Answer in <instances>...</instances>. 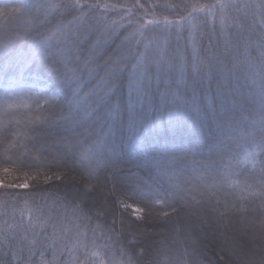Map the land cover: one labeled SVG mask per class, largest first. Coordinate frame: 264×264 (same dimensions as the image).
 <instances>
[{"label": "trees", "instance_id": "obj_1", "mask_svg": "<svg viewBox=\"0 0 264 264\" xmlns=\"http://www.w3.org/2000/svg\"><path fill=\"white\" fill-rule=\"evenodd\" d=\"M45 2L46 0H0V46H2L0 51L5 47L17 46L20 33H27L32 29V25L28 23L31 16H40L41 20L43 19L42 14L45 9L35 6ZM53 2H59V0H53ZM259 2L260 0H138V3L143 5L141 8L131 7L137 4V0H81L84 4L99 3L100 5H118V7L85 9L92 23L100 22L99 30L90 38L88 34H85L82 41L83 48L79 52L80 59L77 61L79 70L75 72V83L72 87L57 88L55 93H47L44 91L43 83L29 82L23 88H17L18 95L14 94L9 102L26 104L30 107L6 109L0 104V181L10 185L23 183L27 178L30 184L27 189L0 187V213H5L0 215V223L7 220L9 224H18L23 220L24 225L27 226L30 222L29 213L31 212L33 217L38 215L36 209L39 206L45 216L50 212L54 218L63 220L72 228L79 226L80 231L87 234V237L82 239L89 245V253H100L104 264H121V262L128 264L129 259L136 264H140L143 259H152L158 264H240L241 260L250 259L255 264H260L264 260V195L259 194V185L255 183L259 176L258 169H254L251 163L239 164V169L225 168L224 165L227 164L219 163L220 167H213V171H210L193 163V161H215L218 156L226 155L238 156L242 159L245 144L240 143L242 146L237 144L238 148L234 147L235 143L228 138L232 136L234 139V133L228 129H225L224 135L220 137L225 143L216 144L214 151L210 152L209 147L205 146L203 133L185 130L172 132L166 128L167 118L165 117L154 132L146 131L145 135L153 146L159 145L161 149L165 145L190 149L191 155L187 157V165L176 169L170 168L167 174H158L155 169L140 167L134 168L132 171L135 174L131 175L127 174L126 168L125 173L122 174V183L125 185L123 188L119 183L113 188L112 172H105L98 167V161L104 160L101 154L103 150L91 155L87 154L88 149H96L92 147L90 139L82 137L78 147L74 149L75 160L69 158L64 163L67 167L75 168L72 175L96 169L94 175L102 177L101 191L104 197H107L108 203L105 205L106 214L102 213L99 218L95 215L96 209H92L90 214L89 210L82 205L77 208L71 197H65L63 190L56 191V186L61 185L60 180L49 181L51 188L49 185H44L43 187L51 194L46 199H40L37 196L35 203L28 200L27 207L25 206L26 196L20 198L12 195L31 193L33 191L32 177L36 169L39 167L40 171L44 172L48 169L42 166L57 163L55 158L62 155L64 138L69 136L60 116L61 111L66 113L70 103L77 97L83 99L93 92H100L102 79L109 70L111 62L119 61L127 52L129 44L123 42L124 37L137 29L148 38L155 36L161 44L166 42L169 52L176 49L184 50L185 56L190 59L193 47L190 24L197 25L194 33L197 47L201 46L202 40V46L206 48L209 45V35H212L213 40L220 35L221 17L233 24L239 20L244 25L243 36L248 37L252 42L250 55L246 57L243 54L244 41L241 39L239 52L235 49L232 52L237 57L235 64L229 59L220 73L222 82L227 84L225 78L232 81V92L229 96L231 97L234 93L239 103H232L231 98L225 102L218 97L215 94V82L202 102L217 108L220 115L243 124L250 123L253 119L259 120L261 108L264 107L261 103L259 75L264 72V69L261 68L258 52L255 50L259 41L258 25L261 21L259 15L261 10L255 5ZM219 3H226L228 7L221 11ZM245 4L248 7H243ZM121 5L128 7H119ZM190 5L198 7L215 5V7L211 14L206 11L195 13V19H193L188 15L192 12ZM54 16L56 19H53ZM76 16H80L81 19L76 20ZM180 16L186 17L183 28L163 27L165 18L176 21ZM121 17L124 19L121 20ZM48 19L52 21L51 26L62 20L65 30L68 27L75 30L80 27L83 16L80 13L60 16L55 11H51ZM128 20H131L132 27H128ZM112 21L120 23L121 28L109 33L105 25L110 27ZM156 21L160 22L159 27ZM254 23L257 27L253 31L250 29ZM40 31L47 34L48 28H41ZM228 31L235 32L236 29L232 27ZM136 38L144 39L139 32ZM98 39L102 42V48L93 47ZM221 53H223L222 46ZM16 78L18 77L13 73L7 77L0 73V96L5 94L4 90L8 86V81ZM44 79L41 77L40 81ZM48 87H51L50 81ZM206 87H208L207 83ZM73 88L76 89L75 92ZM41 92L44 93V99L48 100H52L58 94L60 106L48 107L42 99V108L37 109L31 97ZM114 98H126V90L117 88ZM88 103H91V100ZM209 124L216 135L220 136L217 121L209 117L205 121V131ZM207 139L210 144L211 136ZM124 152H128L126 146ZM261 158H264V153L255 157L256 160ZM233 164L235 163L231 166ZM4 169L8 171L5 172ZM52 171H55V168ZM225 172H230L231 179L238 183L229 186L223 181ZM103 176H107L108 179L103 180ZM209 185L214 186L209 187ZM176 200L180 203L176 205L177 212H172L168 205ZM197 201L201 203L198 205ZM124 204L131 207L125 209ZM133 207L143 211L135 212ZM214 208L217 210L213 211ZM190 212L194 214L190 215ZM87 215H91V219L86 218ZM137 217L145 218L146 223L145 220H138ZM113 220H115V231L112 230ZM244 224L246 234L249 235L246 238H250L247 243L252 246L246 245L241 252L234 241L235 232L243 228ZM191 225H195V229ZM143 229H147V236L142 234ZM36 230L40 231L39 228ZM93 230H95V245L91 243ZM13 231L15 228L9 229L10 240ZM47 231L50 233L51 227H48ZM28 235L31 238V232ZM260 236L263 238L260 239ZM144 246H148V254L141 257L139 254ZM252 247H255V251L251 249ZM23 248V254L27 256V241L24 242ZM12 250L7 245L0 246V258L11 261V264H18V261L12 260ZM35 251L36 255L32 259L36 264H40V252L43 249L37 246ZM5 253H7L6 257ZM74 255H79V252ZM44 259L52 260L51 249L45 252ZM60 260H63L65 264H75L69 259L67 251L57 257V261ZM97 264H99V257Z\"/></svg>", "mask_w": 264, "mask_h": 264}, {"label": "snow or ice", "instance_id": "obj_2", "mask_svg": "<svg viewBox=\"0 0 264 264\" xmlns=\"http://www.w3.org/2000/svg\"><path fill=\"white\" fill-rule=\"evenodd\" d=\"M261 10L260 31L257 33L259 41L256 45V51L260 60L261 68L264 69V0H260L255 5ZM35 7L44 8L40 16H31L28 23L32 25L27 33H20V38L17 41V46L12 48H3L0 51V73L7 77L10 73L15 74L18 78L10 79L8 86L5 88V94L0 96V104L6 109L15 107H30L26 104L10 103L17 88H23L29 82H41L45 85L47 93H55L57 88H71L75 83L74 75L79 70L77 61L80 59L79 52L83 48L82 41L85 34L89 38L96 35L99 30V21L92 23L85 9L93 10L101 7L107 9L109 7H118V5L104 4H84L81 0H46L44 4L36 5ZM119 7H128L121 5ZM131 7H143L137 0V4ZM179 7V6H177ZM192 12L188 13L195 19V13L206 11L211 14L215 5L210 7L190 5ZM228 7L226 3H219L221 11ZM248 7V5H243ZM51 11H55L60 16H71L74 13H80L83 20L80 27L73 30L68 27L65 30V25L62 20L56 25H52V21L48 19ZM130 11V9H129ZM53 19H56L54 16ZM80 20V16L75 17ZM124 17H121L123 20ZM186 17L180 16L178 20L172 21L165 18L163 21L164 28L180 27L183 28V22ZM71 23V22H69ZM159 27L160 22L156 21ZM128 27H132L131 20L127 21ZM48 28L47 34L40 31L41 28ZM190 35L192 37V52L189 59L184 54V50L176 49L169 52L166 42L159 43L158 38L153 36L148 38L144 33L137 29L124 37L123 42H127L129 47L124 56L119 61H112L109 70L102 79V87L100 92H93L91 95H86L83 99H77L70 103L67 112L61 111L60 116L64 122L65 131L69 136L65 137L64 151L62 155L55 159L57 163L48 164V170L41 172L38 167L35 175L32 177L33 183L31 193H16L14 197L24 198L25 206L28 205V200L36 202V197L46 199L51 193L45 189L44 185H51L49 181L55 179L60 180L61 185L56 186V191L63 190L65 197H71L77 208L82 205L89 210L96 209L95 215L97 218L102 213L106 214L105 205L108 203L107 197H104L102 188V177L94 175L96 169H92L87 173L84 171L72 175L75 171L74 167H67L64 163L69 158L73 161L76 157L74 149L78 147L81 138H87L92 141V147L97 151L103 150L101 154L104 160L98 161V167L103 171H111L113 178V188L120 184V187H125L122 183V174L134 175V168L148 167L155 169L158 174H167L168 170L181 168L187 165V157L191 155V151L185 150L182 146L172 148L164 146L162 149L159 145L153 146L145 132H154L167 118L166 128L172 132L178 130L200 132L204 134L205 146L209 147L212 152L216 144H224L225 141L220 137L224 135V130L228 129L232 133H236L235 138L229 136L234 143L240 144L241 141H246L251 145V150L247 145L244 146V155L242 159H237V165L243 163H251L254 169H258L259 176L255 183L259 185L260 195H264V158L256 160L255 157L264 153V107L261 108L259 120L253 119L251 123L243 124L237 122L230 117L222 116L215 107H210L202 101L205 98L207 91L211 90V85L215 82V94L223 101L227 102L230 98L232 103L236 104L239 101L235 94L229 96L232 92V81L225 78L227 84L222 82L220 73L223 66L230 59L233 64L237 57L232 54L233 49L239 52L240 41H244V55H250L252 42L248 37L243 36L244 25L239 20L230 23L224 17H221L220 35L213 40L212 35L208 36V47H197L196 36L194 35L197 25L190 24ZM235 27V32H229L228 29ZM257 25L254 23L250 30H255ZM109 33L117 28H121V24L117 21H112L111 26L105 25ZM127 30V29H124ZM144 39H137V33ZM119 38V37H117ZM146 41V42H145ZM122 42V43H123ZM134 45V46H133ZM142 46V50H141ZM221 46L223 53H221ZM2 47V46H0ZM94 48H102L101 40H97L93 45ZM203 53V54H202ZM76 65V67H73ZM71 73V75H70ZM260 89L261 103L264 105V72L260 74ZM44 77V81L40 78ZM51 82V87H48V82ZM206 83L207 86L206 87ZM239 83V80H237ZM117 88L126 90V98L115 99L114 92ZM74 92L75 88L72 89ZM94 97V98H93ZM32 103L37 109H41V100L48 107L53 105L59 107V95H55L52 100L44 99V93H36L32 97ZM91 100V103L88 101ZM211 117L217 121V129L220 136H217L211 125H208L205 131V121ZM211 136V143L208 142V137ZM127 147L128 152H124V147ZM223 157H221L222 162ZM199 164L201 168L212 169L220 167L216 161H193ZM232 161L229 160L225 168H229ZM55 168V171L52 169ZM67 169V170H65ZM8 171V169H4ZM231 173L225 172L222 180L227 182L229 186L238 183L231 179ZM78 178V182H77ZM107 176H103V180H107ZM95 180V183H93ZM214 185H209L212 187ZM0 187H17L27 189L30 187L28 179L23 183L5 185L0 181ZM251 187V185H249ZM255 194V193H254ZM193 199H195L193 197ZM179 200L170 203L168 207L172 212H177L176 205ZM198 205L200 201L196 202ZM219 204V201H217ZM125 209L130 208L128 204H124ZM217 209L214 208L213 211ZM135 212H141L143 209H134ZM39 213L35 217L29 213V224L24 225L23 220L18 224H9L7 220L0 223V246L7 245L12 248V260L18 261V264H36L33 261V256L36 255V248L39 246L43 251L40 252V264H65L63 260L57 261V257L63 255L65 251L69 253V259L75 264H104L103 257L98 252L89 253V245L85 243L82 237L86 238L87 234L80 231L79 226L72 228L64 223L63 220L54 218L49 212L46 216L39 208L36 209ZM5 213H0L4 215ZM194 214L190 212V215ZM23 215V213H22ZM222 215V213H221ZM86 218L91 219V215ZM138 220H145L143 217H137ZM123 224V221H121ZM146 223V220H145ZM113 231H115V220L112 222ZM51 227L49 233L47 228ZM195 229V225H191ZM15 228L11 233L12 239H9V229ZM39 228L40 231L36 229ZM31 232V238H29ZM240 235L235 238L236 247L241 252L244 251L247 241L245 240L244 229L239 230ZM19 233V235H17ZM142 234L147 236V229L142 230ZM27 241L28 253L23 254V244ZM92 245H95V230H93ZM20 245L19 247H15ZM51 249L52 260L44 259L45 252ZM79 252V255L74 253ZM148 254V246H144L140 252V256ZM5 257L7 253L4 254ZM83 257V261H81ZM0 264H11V261L0 258ZM122 264V262H121ZM128 264H136L135 261L129 259ZM140 264H158L152 259H143ZM240 264H255L250 259L240 261ZM264 264V260L260 262Z\"/></svg>", "mask_w": 264, "mask_h": 264}, {"label": "rangeland", "instance_id": "obj_3", "mask_svg": "<svg viewBox=\"0 0 264 264\" xmlns=\"http://www.w3.org/2000/svg\"><path fill=\"white\" fill-rule=\"evenodd\" d=\"M250 123H251V121H250ZM246 124H248V123H246ZM245 124V125H246ZM234 138H235V136H236V133H234ZM240 143H244L245 145H247L248 147H250L251 145L250 144H248L246 141H241ZM241 145V144H240ZM244 145V146H245ZM242 146V145H241ZM234 147H237V143H235V146ZM238 148V147H237ZM97 150H94V149H88V152H87V154H94L95 152H96ZM218 154H220V153H218ZM217 154V155H218ZM222 155H223V153H222ZM221 157H223V159H222V162H221ZM237 159H239L238 158V156H218V158H216V162L217 163H220V164H229V160H231L232 161V163H235V161L237 160ZM230 167H234L235 169H239V165H237L236 163L235 164H233L232 166H230ZM210 171H213L212 169H210ZM133 209H135L134 207H133ZM244 227H243V229H244V232H245V240L247 241V242H249V240H250V238H246V237H249V235L248 234H246L247 232L245 231V224L243 225ZM240 235V232H239V230H237L236 232H235V238L236 237H238ZM261 238H263V236H260V239ZM247 246L249 247V246H252V244H250V243H247ZM253 251H255V247H252L251 248ZM252 250H250V251H252ZM253 254H254V252H253Z\"/></svg>", "mask_w": 264, "mask_h": 264}]
</instances>
